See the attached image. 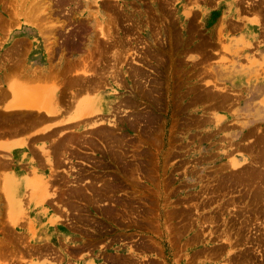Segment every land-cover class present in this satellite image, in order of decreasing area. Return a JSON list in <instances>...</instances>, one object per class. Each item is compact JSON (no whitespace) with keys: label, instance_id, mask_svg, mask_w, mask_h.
<instances>
[{"label":"rangeland","instance_id":"obj_1","mask_svg":"<svg viewBox=\"0 0 264 264\" xmlns=\"http://www.w3.org/2000/svg\"><path fill=\"white\" fill-rule=\"evenodd\" d=\"M248 16L264 26V0H0V100L11 77L57 93L59 115L103 108L0 151V264H264ZM48 119L0 110V132Z\"/></svg>","mask_w":264,"mask_h":264},{"label":"crops","instance_id":"obj_2","mask_svg":"<svg viewBox=\"0 0 264 264\" xmlns=\"http://www.w3.org/2000/svg\"><path fill=\"white\" fill-rule=\"evenodd\" d=\"M229 0H215V3L218 4H225ZM251 20L249 21H243L242 22V28L245 31V34L247 37H252L253 34H259L263 35L264 34V26H262L259 21H256L253 19V16H248ZM260 75L258 77L256 76H247L245 80L246 85H254L256 86L255 91L253 92V98L250 99L246 104H245V113H246V119L249 122H255V123H261L264 122V72L261 71L259 72ZM248 80V81H247ZM30 81V80H29ZM27 79H18V78H11V77H6L5 82H4V87L8 90H10V93L8 97L0 100V110L6 111V112H15V111H21L17 110L20 106V101L23 98L24 92H25V97L24 99H30L29 97L26 96V92L29 93H36V94H42L41 92L37 91L35 88V85L29 82ZM248 82V83H247ZM23 90V92H22ZM55 93V92H54ZM53 92L47 96H51V98L48 97H43L38 99L36 102L37 105L40 106V109L44 112L46 117V110L54 107L55 103L52 99V95L54 94ZM27 97V98H26ZM35 98V97H34ZM33 98V100H34ZM37 98V97H36ZM32 99V98H31ZM79 99L77 98L75 100L74 105L71 108H75L77 101ZM23 101V100H22ZM62 107V106H61ZM64 109V107H63ZM60 111V110H59ZM29 112V111H28ZM67 114V115H66ZM64 115H57L55 117H50L48 120H45L44 122H40L39 124L36 125L40 127L35 129H31L25 136L21 135H10L5 132H0V151H10L11 146L14 147L13 151H19V153H24V149H29V140L40 138L50 132L51 130L61 126V125H66V124H73L71 123L72 120L71 117H75L76 112L74 114L71 111H67V113ZM58 117V118H57ZM48 118V117H47ZM54 119V120H53ZM56 119V120H55ZM56 121V122H54ZM46 123V124H45ZM42 124V126H41ZM34 130V132H32ZM32 132L31 134H29ZM15 136V137H14ZM27 143L28 146L20 147L16 146L19 145L20 143ZM9 147V148H8ZM36 153H41V151L36 150ZM1 153V152H0ZM43 153V152H42ZM20 160L18 161V170L20 172V176L23 175L26 170L23 168L24 166H27L26 160L22 158V154L20 155ZM239 160V159H238ZM31 178V177H30Z\"/></svg>","mask_w":264,"mask_h":264},{"label":"bare ground","instance_id":"obj_3","mask_svg":"<svg viewBox=\"0 0 264 264\" xmlns=\"http://www.w3.org/2000/svg\"><path fill=\"white\" fill-rule=\"evenodd\" d=\"M263 12V11H262ZM63 28V27H62ZM97 35V34H96ZM93 54V53H92ZM100 54V53H99ZM88 57H90V56H88ZM96 70V69H95ZM78 72V71H77ZM84 74H85V72H83ZM97 74V73H96ZM87 75H88V72H87ZM75 83V82H74ZM22 92H23V90H22ZM35 94V93H34ZM141 94V93H140ZM23 95V98H22V100L20 101V106L18 107V108H16L17 110H21V111H29V112H37L38 114L39 113H44L41 109H40V106L39 105H37V101H38V99H40L42 96H38L39 94H35L34 96H32L29 100L28 99H24V97H25V92H24V94H22ZM37 95V96H36ZM41 95V94H40ZM217 96V95H216ZM35 97V98H34ZM37 97V98H36ZM74 97V96H73ZM77 97V96H76ZM27 98V97H26ZM33 98H34V100H33ZM60 98H58V94L56 93L55 94V96H54V98H53V101H54V103H55V105H54V107H52V108H49V109H45L46 110V115H47V117L48 118H50V117H55V116H57L58 115V113H59V110H60V107H59V109H58V111H56L57 110V107H58V102H60ZM72 101H74V100H72ZM71 102V101H70ZM73 103V102H72ZM71 103V104H72ZM100 103L101 102H97L96 100L92 103V105H88L87 104V102H82L81 103V106H79V107H76V110H75V112H76V115H75V117L73 118V117H71V120L73 119V121L72 122H74V123H77V122H82L83 120L85 121V119H88V118H90V117H94L95 115H97V114H100L99 112H102L103 111V108H101L100 107ZM91 108H90V107ZM57 112V113H56ZM25 114V113H24ZM30 114H32V113H30ZM67 115V114H66ZM56 118V117H55ZM58 118V117H57ZM97 118V117H96ZM92 119V118H91ZM90 119V120H91ZM98 119V118H97ZM54 120V119H53ZM56 120V119H55ZM49 121V120H48ZM88 121V120H87ZM44 122V121H43ZM54 122H56V121H54ZM90 123V122H89ZM92 123V122H91ZM46 124V123H45ZM41 126H42V124H41ZM36 127V126H35ZM39 127H40V125H39ZM38 127V128H39ZM37 128V127H36ZM3 129V128H2ZM5 129V128H4ZM37 130V129H36ZM32 132H34V130L32 131ZM17 134V133H16ZM263 134V133H262ZM15 135V134H14ZM20 135V134H19ZM15 137V136H14ZM54 140V139H53ZM55 144V143H54ZM51 145V144H50ZM16 146H20V147H26V146H28L27 145V143H20L19 145H16ZM9 148V147H8ZM13 149H14V147H12L11 146V149H10V151H13ZM98 149V148H97ZM241 162H237L236 164L235 163H233L232 162V164L234 165V166H237V165H239ZM252 182V181H251ZM260 182V181H259ZM31 186H32V192H33V195H31V196H34V198H35V200H36V202L37 203H41V204H45L44 202L45 201H47V200H49V198H50V192H48L47 191V183L45 184V186L43 187V189L42 190H40V188H39V186L37 185V183H33V184H31ZM106 186V185H105ZM227 187V186H226ZM206 193V192H205ZM30 196V197H31ZM54 221V220H53ZM54 223V222H53ZM84 223V222H83ZM34 231V230H33ZM33 233V232H32ZM33 235V234H32Z\"/></svg>","mask_w":264,"mask_h":264}]
</instances>
